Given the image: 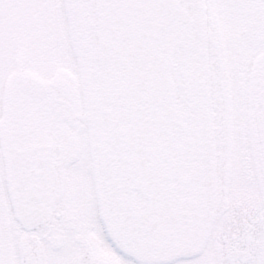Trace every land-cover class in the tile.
<instances>
[{
    "label": "flooded vegetation",
    "instance_id": "af4514ba",
    "mask_svg": "<svg viewBox=\"0 0 264 264\" xmlns=\"http://www.w3.org/2000/svg\"><path fill=\"white\" fill-rule=\"evenodd\" d=\"M181 1L193 30L178 31L175 109L155 140L165 192L198 208L149 222L142 217L153 213L152 193L133 185L136 116L119 97L127 75L97 57L95 0H52L49 15L0 0L9 19L0 41L2 264L95 259L101 233L119 250L104 246L115 264H262L264 127L253 64L264 52V0ZM31 18L35 46L24 40L36 32ZM239 112L250 127L246 169Z\"/></svg>",
    "mask_w": 264,
    "mask_h": 264
},
{
    "label": "water",
    "instance_id": "95a60500",
    "mask_svg": "<svg viewBox=\"0 0 264 264\" xmlns=\"http://www.w3.org/2000/svg\"><path fill=\"white\" fill-rule=\"evenodd\" d=\"M97 56L107 65L122 66L127 83L119 97L136 113L138 187L151 191L158 221L195 216L198 206L165 192L162 156L155 137L164 113L175 109L173 70L178 31L193 30L192 11L181 0H95ZM255 93L264 125V52L256 69Z\"/></svg>",
    "mask_w": 264,
    "mask_h": 264
},
{
    "label": "rangeland",
    "instance_id": "374dc122",
    "mask_svg": "<svg viewBox=\"0 0 264 264\" xmlns=\"http://www.w3.org/2000/svg\"><path fill=\"white\" fill-rule=\"evenodd\" d=\"M24 2L25 3H32V4H30V6H32V5L36 6V13L38 12L37 10H39V8H38L39 5H40V9L44 10V13L46 15H49L50 12H51V2H52V0H24ZM23 4H24L23 2H19L20 6H23ZM21 10H22V7H20L18 11L21 12ZM7 14L8 13L6 12L0 17V41L1 40H3V41H7L8 40V39H6L7 33H9V30L7 28L8 20H9V19L7 20V18H8ZM30 20H31L30 24L33 25V30L36 31V29L34 28V26H37L36 25L37 22H36L35 18H34V20H33V18H31ZM19 31L23 34V32L21 30H19ZM26 34L28 35V33H26ZM14 36L16 37L17 35L15 34ZM38 37H39V32L36 31V32L28 35V39H27V37H24V40H28V42H29V44L31 46H35L36 45L35 42H37V40L39 39ZM234 51L235 50L233 48H229L228 49V54L230 56H232L230 58L231 59V62H230L231 66L235 65V63H236L235 58H237V53L234 54V56H233ZM30 56L32 57L33 55H30ZM5 66L7 68L5 73L7 74L11 69L16 67V63L14 61L6 62ZM29 66L30 67H35V66L37 67V66H40V65L36 64V63H30ZM38 72H41V70H39ZM3 80H4V76L2 78H0V93H1V84H2ZM246 115H247L246 113H241V112L237 113V115H236V117H237L236 122L238 124V131L237 132L239 133L238 134V138H239V140H238L239 141V151H238V153H239L240 161H241V159H242V161H246L245 154L242 153V150L247 147V140H248V138L250 136V127L248 126V121H247L248 117ZM244 132H245V135H244ZM244 139H246V141H244ZM241 155H242V158H241ZM249 157H250V159H252V155L249 156ZM247 163L248 162L246 161V163L244 164V169L247 168V166H248ZM241 166H242V164L240 163V167ZM250 166H252V165H250ZM252 168H253V166H252ZM261 259H262L261 263L264 264V254L261 256Z\"/></svg>",
    "mask_w": 264,
    "mask_h": 264
},
{
    "label": "snow or ice",
    "instance_id": "6c2138e0",
    "mask_svg": "<svg viewBox=\"0 0 264 264\" xmlns=\"http://www.w3.org/2000/svg\"><path fill=\"white\" fill-rule=\"evenodd\" d=\"M16 2H24V0H16ZM101 240L103 241V244L100 246L97 252V258H85L83 260H80L76 262V264H115L114 261L108 259V252L105 250V245H107L113 252H118L119 250L112 247L109 238L101 233ZM124 259L128 262V264H137L136 261L131 260L129 257H124ZM2 264V262H0ZM67 264H74L72 261H68Z\"/></svg>",
    "mask_w": 264,
    "mask_h": 264
}]
</instances>
